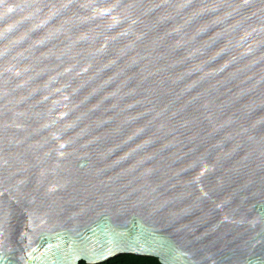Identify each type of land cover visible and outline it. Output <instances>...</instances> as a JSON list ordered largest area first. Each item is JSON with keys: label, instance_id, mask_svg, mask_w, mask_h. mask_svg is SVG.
I'll list each match as a JSON object with an SVG mask.
<instances>
[{"label": "water", "instance_id": "95a60500", "mask_svg": "<svg viewBox=\"0 0 264 264\" xmlns=\"http://www.w3.org/2000/svg\"><path fill=\"white\" fill-rule=\"evenodd\" d=\"M264 264V0H0V264Z\"/></svg>", "mask_w": 264, "mask_h": 264}, {"label": "trees", "instance_id": "16d2710c", "mask_svg": "<svg viewBox=\"0 0 264 264\" xmlns=\"http://www.w3.org/2000/svg\"><path fill=\"white\" fill-rule=\"evenodd\" d=\"M79 264H86L80 261ZM96 264H160L155 257L140 256L134 254H119L110 259Z\"/></svg>", "mask_w": 264, "mask_h": 264}]
</instances>
